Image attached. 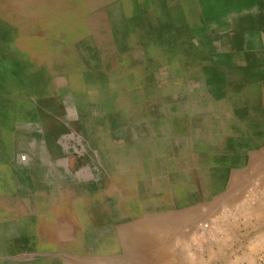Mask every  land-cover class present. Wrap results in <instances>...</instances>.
<instances>
[{
  "label": "crops",
  "instance_id": "crops-1",
  "mask_svg": "<svg viewBox=\"0 0 264 264\" xmlns=\"http://www.w3.org/2000/svg\"><path fill=\"white\" fill-rule=\"evenodd\" d=\"M194 5L209 27L168 52L161 36L129 63H78L55 93L78 116L74 155L58 162L90 182L93 212L101 198L125 264H264V0ZM72 205L34 207L10 233L0 223V264H67Z\"/></svg>",
  "mask_w": 264,
  "mask_h": 264
},
{
  "label": "rangeland",
  "instance_id": "rangeland-1",
  "mask_svg": "<svg viewBox=\"0 0 264 264\" xmlns=\"http://www.w3.org/2000/svg\"><path fill=\"white\" fill-rule=\"evenodd\" d=\"M196 1L0 0L4 231L10 233L12 221L24 219L34 207L48 212L50 206L71 201L78 210L72 205L74 212L67 213V238L78 240V248L74 251L68 243V254L77 255L68 257L67 264L127 263L119 253L128 251V246L112 245L101 198L95 201L102 212H93L90 182L74 181L58 162L59 157L66 162L74 155L78 116L73 102L55 93L75 76L78 63L95 68L116 61L129 63L131 56L138 60L140 52L151 53L146 46H154L155 38L163 36V51L168 52L165 40L173 36L181 42L188 30L208 28L209 22L198 20V14L189 15ZM45 89L49 94L43 93ZM199 227L211 236L218 231L208 221Z\"/></svg>",
  "mask_w": 264,
  "mask_h": 264
},
{
  "label": "built area",
  "instance_id": "built-area-1",
  "mask_svg": "<svg viewBox=\"0 0 264 264\" xmlns=\"http://www.w3.org/2000/svg\"><path fill=\"white\" fill-rule=\"evenodd\" d=\"M202 227L203 228H207L208 227V224L207 223H204V224H202Z\"/></svg>",
  "mask_w": 264,
  "mask_h": 264
},
{
  "label": "bare ground",
  "instance_id": "bare-ground-1",
  "mask_svg": "<svg viewBox=\"0 0 264 264\" xmlns=\"http://www.w3.org/2000/svg\"><path fill=\"white\" fill-rule=\"evenodd\" d=\"M258 191V190H257ZM238 203V202H237ZM234 208V207H233ZM238 209V208H237ZM232 210V209H231ZM235 211V210H234ZM234 222V221H233ZM261 240V239H260ZM261 245V244H260Z\"/></svg>",
  "mask_w": 264,
  "mask_h": 264
}]
</instances>
